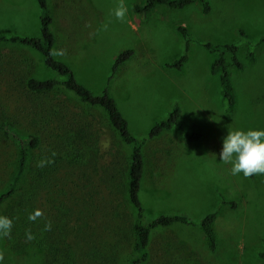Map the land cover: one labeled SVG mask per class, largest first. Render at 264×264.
<instances>
[{"label": "rangeland", "instance_id": "rangeland-1", "mask_svg": "<svg viewBox=\"0 0 264 264\" xmlns=\"http://www.w3.org/2000/svg\"><path fill=\"white\" fill-rule=\"evenodd\" d=\"M207 1V13L198 0L181 8L159 4L139 13L134 5L144 0H123L127 12L123 20H117L114 11L121 0H47L54 58L67 64L76 80L94 93L106 89L129 132L143 140L144 171L138 192L143 221L159 214H185L190 221L153 229L140 264H264V174L232 176L231 165L219 161L229 130L264 129V42L259 43L264 37V0ZM39 15L36 0H0V34L37 36ZM178 25L193 40L186 41L176 30ZM199 41L238 46L241 67H235L230 53H225L235 94L233 111L226 110L218 77L210 70L215 54ZM125 50L132 54L112 72L115 59ZM249 51L252 61L246 59ZM185 52L187 59L173 66ZM51 77L57 74L44 65L39 52L0 42V189L16 163L15 146L6 137L4 125L11 123L39 139V145L28 151L19 190L0 205V215L13 222L10 234L1 237L2 264H58L62 256L47 262L44 250L51 245L61 249L60 241L77 236L85 242V235L88 251L85 257L76 255L77 264H129L134 241L130 207L117 188L112 192L101 183L110 174L115 184L124 181L129 150L99 122V111L87 113L99 143L93 155L97 173L91 170L88 181L69 174L59 189L46 183L41 191L31 192V200L26 198L32 169L49 156L46 135L51 129L41 122L47 100L28 90L26 81ZM54 95L48 105L59 101L58 105L66 103L70 110L67 96ZM175 105L179 108L177 123L149 137L152 126L166 119ZM192 132L197 137L190 139L186 134ZM109 160L112 167L101 170ZM62 172L53 173V178H62ZM37 211L41 230L35 243L41 242V253L26 248L23 238L13 248L10 239L15 226L30 223L29 215ZM211 211L216 212L213 250L200 229L201 218ZM47 223L50 230H45ZM78 223L86 234L78 231ZM102 235L118 238V249L94 252ZM25 250L30 253L24 254Z\"/></svg>", "mask_w": 264, "mask_h": 264}, {"label": "trees", "instance_id": "trees-1", "mask_svg": "<svg viewBox=\"0 0 264 264\" xmlns=\"http://www.w3.org/2000/svg\"><path fill=\"white\" fill-rule=\"evenodd\" d=\"M40 7L39 15V34L37 36H21V35H1L0 42L11 43L16 45L29 46L40 53L44 65L53 70L57 77L36 79L28 78L26 86L28 90L36 94L41 95L42 99L48 100L55 98L54 94H62L67 96L69 103L72 106L61 103L50 104L45 103L41 109V122L47 126L48 132L46 139H48L47 146L50 150L47 160L43 159L44 165H36L32 169V175L29 177L27 183V199L31 200V196L36 191H41V186L46 184L48 187L53 186L58 189L60 186L65 185V179H68L69 174H76L81 180H86L90 176V171L97 173V159L93 156L97 152L99 143L98 139L94 136L92 130L91 120L88 119L87 113L98 112L100 114V123L105 124L106 127L113 131L114 135L128 148V163L125 172L124 181L120 179V184H115L113 176L110 174L102 179L101 183L106 190L114 191L117 188L120 193L123 194L124 200L130 207L132 219L130 220L131 233L133 235V245L131 253L129 255V264H140V262L146 257V248L149 243L150 232L157 227H167L175 222L190 223L188 217L185 214H159L150 218L144 222V206L139 199L138 192L141 188V181L143 179L144 171V157L142 151L143 140L135 138L128 130V124L126 119L122 116L121 112L117 108L116 102L113 97L107 92L106 89L100 93H94L84 85L80 84L71 70V68L54 58L52 48L54 45V35L51 31L52 15L48 10L47 0H36ZM193 0H144L142 4L134 5L135 12H145L150 10L156 5L164 4L171 8H181L190 4ZM203 13H207L210 10V6L207 0H198ZM176 30L184 37L186 41L193 40L188 35L184 26H176ZM240 33H242L239 30ZM264 42V37L260 38L259 43ZM199 44L203 46L210 53H214L215 57L210 65L211 73L217 75L220 85L221 96L225 100L226 110L233 111L235 107V94L230 80L229 71L225 59V53H230L231 62L235 67H241V62L236 57L238 46L233 44L218 45L209 41H199ZM188 49L186 43V50ZM131 50L122 51L115 59L112 65V72L123 63L130 55ZM187 59L186 52L179 56L173 63V66L179 67ZM246 59L248 61L253 60V54L251 51L247 52ZM73 99L71 102L70 100ZM75 107L73 111L72 107ZM61 107V108H60ZM79 107V108H78ZM179 116V108L177 105L173 106L166 119L155 123L149 130L148 136L154 137L160 134L164 130H168L173 124L177 123ZM4 133L15 146L16 150V163L14 169L9 177L8 182L3 188L0 189V205L13 197L19 190L22 182L24 169L28 159V151L34 149L39 145V139L33 134H24L17 127L11 123H6L3 127ZM188 138L193 139L197 137L196 133H187ZM101 146V145H100ZM111 160L107 161L101 170L104 168H111ZM64 176L60 179L53 178V173H59ZM102 171V173H103ZM67 174V177H66ZM63 179V180H62ZM88 181V179H87ZM62 183V185H60ZM122 183V184H121ZM44 185V186H46ZM87 194H91L87 191ZM110 197V192H109ZM80 205V204H78ZM82 207V206H79ZM79 211H82L79 208ZM82 213V212H81ZM216 216L215 211L206 213L200 220V229L203 233L205 243L210 250H213L216 245V236L214 232V219ZM78 217V216H77ZM81 219V216H79ZM77 218L78 222H80ZM86 225V224H85ZM82 223H78L77 227H81ZM88 227V225H86ZM76 227V226H75ZM78 228L81 234H86L84 228ZM89 228V227H88ZM13 237L10 239V243L14 248L22 238L26 241L25 247L33 250H38L41 253L40 244L35 243L38 231L41 230L40 220L31 221L30 223H23L15 226ZM94 229H90L92 232ZM89 231V232H90ZM30 232L33 236L29 240L26 233ZM83 232V233H82ZM102 235V243L95 244L97 247L94 252L108 253V249L114 251L118 249L119 239L107 235ZM0 236V248H1ZM85 242H81L82 236L73 237L66 242L63 240L59 243L64 244L61 249L51 245L44 250V256L49 262L53 256L60 255L62 259L58 261V264H77L76 255L79 258L86 256L87 249L85 246L89 244L86 239ZM118 239V240H117ZM93 240H90L92 242ZM95 242V241H94ZM21 242H19V245ZM104 248H103V246ZM23 245V244H22ZM37 248V249H36ZM40 248V249H38ZM81 252V254L79 253ZM30 253L29 251L24 254ZM89 254V253H88ZM102 254H100L101 256ZM90 260H92L89 257ZM40 260V259H38ZM20 264L19 261L15 262ZM22 264V263H21Z\"/></svg>", "mask_w": 264, "mask_h": 264}, {"label": "clouds", "instance_id": "clouds-1", "mask_svg": "<svg viewBox=\"0 0 264 264\" xmlns=\"http://www.w3.org/2000/svg\"><path fill=\"white\" fill-rule=\"evenodd\" d=\"M127 9L123 0L114 11L117 20H123ZM106 27V26H105ZM59 54V53H55ZM219 161L224 164H230V175L237 176L243 173L244 177L255 174H264V129H235L229 130L223 138L222 148L219 153ZM41 161L38 166H43ZM41 213L30 214L28 219L35 221ZM13 227L12 220L4 215H0V236H8ZM51 224H45V230H50ZM29 240L33 238L30 232L26 233ZM2 256H0V264H2Z\"/></svg>", "mask_w": 264, "mask_h": 264}]
</instances>
